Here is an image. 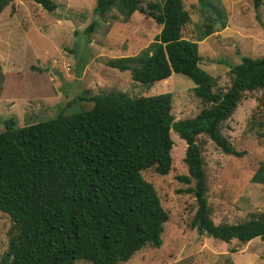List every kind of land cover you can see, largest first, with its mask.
Returning <instances> with one entry per match:
<instances>
[{
    "label": "trees",
    "instance_id": "trees-1",
    "mask_svg": "<svg viewBox=\"0 0 264 264\" xmlns=\"http://www.w3.org/2000/svg\"><path fill=\"white\" fill-rule=\"evenodd\" d=\"M10 0H0V12ZM51 12L52 0H25ZM201 1V0H198ZM262 0H253L258 6ZM127 19L138 11L160 25L153 40L138 53L104 64L128 71L143 85L172 72L192 82L191 92L203 107L192 117L174 120L171 93L130 97L121 91L93 95L88 109L17 126L2 120L0 131V211L7 214L2 264H121L143 246L158 247L167 220L153 186L140 171L166 174L171 165L173 130L185 143L187 174L177 175L189 188L195 210L189 225L199 234L223 242L264 240V211L234 222L215 224L205 197V174L196 137L204 134L221 152L240 156L219 132L244 92L264 90V53L241 56L229 65L230 81L222 91L215 78L199 67L197 39L181 35L189 16L181 0H95L94 14L111 7ZM92 21L84 32L92 30ZM204 28L198 39L209 33ZM1 75V73H0ZM72 99L71 101H73ZM264 184V159L250 177Z\"/></svg>",
    "mask_w": 264,
    "mask_h": 264
},
{
    "label": "rangeland",
    "instance_id": "rangeland-1",
    "mask_svg": "<svg viewBox=\"0 0 264 264\" xmlns=\"http://www.w3.org/2000/svg\"><path fill=\"white\" fill-rule=\"evenodd\" d=\"M43 10L25 0H10L0 12V131L11 116L17 126L64 113L88 109L93 95L121 91L130 97L171 93L173 121L192 117L203 103L191 92L192 82L172 72L166 79L143 85L128 71L108 67L110 58L129 56L147 47L159 31L153 19L134 11L127 19L111 7L94 14L95 0H52ZM147 1L139 0L145 7ZM189 20L181 35L197 43L199 67L215 78V89L230 81L229 65L241 56L264 53V0H181ZM94 22L92 30L85 27ZM209 33L198 39V34ZM74 99L73 101H71ZM220 134L240 156L225 154L204 134L196 137L205 174V197L211 220L234 223L264 211V184L250 181L264 159V90L244 92L231 115L221 122ZM169 171H140L167 212L158 247L143 246L121 264H264V240L219 241L189 225L195 201L193 182L182 160L185 143L170 130ZM11 221L0 211V259ZM0 264L1 261H0ZM72 264H91L75 260Z\"/></svg>",
    "mask_w": 264,
    "mask_h": 264
}]
</instances>
